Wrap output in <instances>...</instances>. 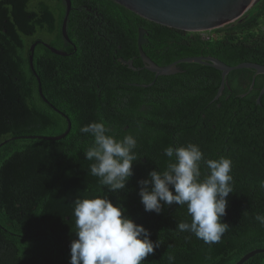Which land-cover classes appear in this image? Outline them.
<instances>
[{"label": "trees", "instance_id": "1", "mask_svg": "<svg viewBox=\"0 0 264 264\" xmlns=\"http://www.w3.org/2000/svg\"><path fill=\"white\" fill-rule=\"evenodd\" d=\"M96 1L100 10L114 13L115 37L105 35L103 41L101 31L90 34L76 12L83 2L70 0L69 47L61 34L64 0H0V144L7 141L0 147V264H69L74 201L94 196H108L113 204L121 198L125 215L148 229L153 242L159 240L160 247L142 264H235L264 249V226L255 219L264 215V94L256 103L264 75L251 69L229 72L213 101L220 71L180 63V72L155 77L144 68L136 44L138 29H144L142 51L158 66L201 56L231 67L264 66V0L205 32L169 28L112 0ZM40 41L71 55L52 54ZM33 43L42 95L71 124L61 140L28 138L58 136L67 129L63 116L39 95L29 63ZM120 58L133 60L135 70ZM101 120L109 135L131 134L137 140L134 152L140 159L133 163L126 190L118 193L107 192L91 174L93 161L84 154L93 137L80 129ZM188 143L198 145L206 159L232 161L233 193L222 218L229 227L218 243L176 230L178 222L191 221L186 206H164L156 214L140 202L138 181L167 167L164 149ZM201 172L203 178V165ZM244 264H264V254Z\"/></svg>", "mask_w": 264, "mask_h": 264}, {"label": "clouds", "instance_id": "2", "mask_svg": "<svg viewBox=\"0 0 264 264\" xmlns=\"http://www.w3.org/2000/svg\"><path fill=\"white\" fill-rule=\"evenodd\" d=\"M109 131L102 120L80 129L93 137L84 152L86 160L93 161L91 174L99 178L107 192L118 193L126 190L134 174L133 163L140 158L134 152L137 140L133 135L117 139ZM163 155L169 158L167 167L152 170L146 179L138 181L144 210L160 214L164 206H186L191 221L178 222L176 230L192 233L206 244L220 242L229 227L222 218L226 215L227 197L233 193L231 159H206L193 143L169 146ZM202 165L206 168L203 178ZM74 203L76 230L69 264H142L160 247L159 240L150 239L148 229L125 215L121 198L115 204L108 196L76 199ZM255 219L264 226V215L257 214Z\"/></svg>", "mask_w": 264, "mask_h": 264}, {"label": "water", "instance_id": "3", "mask_svg": "<svg viewBox=\"0 0 264 264\" xmlns=\"http://www.w3.org/2000/svg\"><path fill=\"white\" fill-rule=\"evenodd\" d=\"M120 6L126 8L130 12L138 15L139 17L148 20L150 22L166 26L169 28H174L178 30L188 31V32H204L209 31L214 28L223 26L241 15H243L247 10H249L256 2L259 0H112ZM65 3V14L63 17L62 25H61V34L67 41L69 40L66 32V23L68 19V15L71 11L70 0H64ZM145 30L139 28L137 33V50L138 55L142 62L145 64L144 68L155 74V77L158 76H169L174 75L180 70L176 68V65L180 63H193L198 65L209 66L215 70L221 72V81L218 87L217 93L214 100H217L219 96L222 94L223 89L225 87V76L234 70L239 69H251L255 71V75H264V66L244 62L240 63L236 66H227L218 59L213 57H188L182 58L173 62L167 66H158L155 64L146 54L142 51V46L147 43V40L144 38ZM41 43V42H37ZM47 50H49L52 54L57 56H67L68 54L57 49H54L47 43H41ZM35 43L30 46V55H29V63L31 71L33 72L37 83L39 85L38 92L42 100L49 105L55 112L61 114L58 110H56L52 105L48 103V101L44 98L40 88V81L36 76L33 69V51H34ZM119 62L126 65L129 69L135 70L133 67V60H124L122 58L119 59ZM254 79L251 84V88L253 86ZM149 85H134L135 87L145 88ZM264 94V83L258 94L256 99V103H259L260 97ZM62 115V114H61ZM63 118L67 121V129L66 131L58 136H33L28 137L29 139H40L46 141H57L63 139L69 132L71 124L68 121L67 117L62 115ZM7 141H4L0 144V147L4 145ZM264 254V249H255L247 254H245L240 260H238L235 264H244L249 259L257 254Z\"/></svg>", "mask_w": 264, "mask_h": 264}, {"label": "flooded vegetation", "instance_id": "4", "mask_svg": "<svg viewBox=\"0 0 264 264\" xmlns=\"http://www.w3.org/2000/svg\"><path fill=\"white\" fill-rule=\"evenodd\" d=\"M78 2L79 3L83 2V3H82V7L80 9H76V12H78V16H81L83 18V20H82L83 25L85 24V26L88 27L87 30L90 32V34L93 32L99 33V31H101L102 33H100L99 36H101V39H103V41L108 40V38L105 35H108L109 37H111L113 39L115 37V34L117 33V27L114 26V19H116L114 16V13H112L111 10H108V8H105V9L103 8V10L102 9L100 10L99 7H96V4L100 5V3H101L100 1L97 2L96 0H78ZM94 4H95V6L92 7V5H94ZM144 35H145V33H144ZM62 40L66 41L68 43L69 47L72 46V43L69 40L67 41L66 39H64L63 36H62ZM41 43H43V42H41ZM44 43H46V42H44ZM54 49H56V48H54ZM74 49H75V47H74ZM59 51H61V50H59ZM62 52H64V51H62ZM65 53H67V52H65ZM67 54H68L67 56L71 55L70 53H67ZM138 57H139V55H138ZM138 69H140V68H138ZM254 77H255V75H254ZM254 77H253V79H254ZM236 81L239 82V79H236ZM251 84H252V82H251ZM251 84H250V88H251ZM134 85H138V84H134Z\"/></svg>", "mask_w": 264, "mask_h": 264}, {"label": "rangeland", "instance_id": "5", "mask_svg": "<svg viewBox=\"0 0 264 264\" xmlns=\"http://www.w3.org/2000/svg\"><path fill=\"white\" fill-rule=\"evenodd\" d=\"M205 32V31H204Z\"/></svg>", "mask_w": 264, "mask_h": 264}]
</instances>
